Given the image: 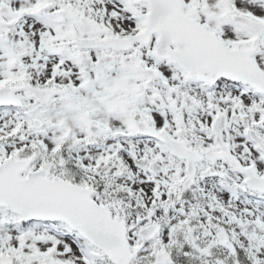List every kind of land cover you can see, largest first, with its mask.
Here are the masks:
<instances>
[{
  "label": "snow or ice",
  "instance_id": "obj_1",
  "mask_svg": "<svg viewBox=\"0 0 264 264\" xmlns=\"http://www.w3.org/2000/svg\"><path fill=\"white\" fill-rule=\"evenodd\" d=\"M0 264H264V0H0Z\"/></svg>",
  "mask_w": 264,
  "mask_h": 264
}]
</instances>
